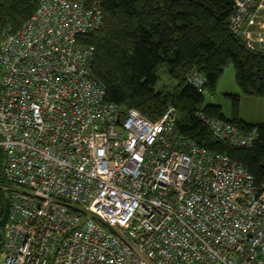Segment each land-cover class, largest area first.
Wrapping results in <instances>:
<instances>
[{"label":"built area","instance_id":"built-area-1","mask_svg":"<svg viewBox=\"0 0 264 264\" xmlns=\"http://www.w3.org/2000/svg\"><path fill=\"white\" fill-rule=\"evenodd\" d=\"M36 2L0 30V264H264V181L183 136L174 103L151 120L106 98L81 38L102 26V0ZM263 20L264 0H235L230 24L248 44L264 45ZM198 113L221 140L258 138Z\"/></svg>","mask_w":264,"mask_h":264},{"label":"trees","instance_id":"trees-1","mask_svg":"<svg viewBox=\"0 0 264 264\" xmlns=\"http://www.w3.org/2000/svg\"><path fill=\"white\" fill-rule=\"evenodd\" d=\"M235 0H102L103 24L81 35L94 46L93 70L106 87V98L120 105L122 114L135 106L157 120L169 103L177 108L176 126L188 139L244 164L256 184L264 181V121L250 123L240 114V94L232 93L230 116L219 103H203L204 90H215L225 64L232 59L236 79L247 94L264 95V49L248 44L230 21ZM36 0H0V30L21 26L37 8ZM175 79L172 87H158L160 70ZM199 70L207 77L202 89L187 81ZM225 118L243 130L257 128L252 146L217 138L199 115ZM10 191L0 166V220ZM5 229L0 227V250Z\"/></svg>","mask_w":264,"mask_h":264},{"label":"rangeland","instance_id":"rangeland-1","mask_svg":"<svg viewBox=\"0 0 264 264\" xmlns=\"http://www.w3.org/2000/svg\"><path fill=\"white\" fill-rule=\"evenodd\" d=\"M2 69L0 68V80ZM175 79L172 78L165 68L160 70V81L158 87H172ZM232 93L240 94V114L247 121H264V95L247 94L236 79V67L232 59L224 66V70L218 78L215 90H204V104L208 102L219 103L227 116L232 114L233 96Z\"/></svg>","mask_w":264,"mask_h":264},{"label":"water","instance_id":"water-1","mask_svg":"<svg viewBox=\"0 0 264 264\" xmlns=\"http://www.w3.org/2000/svg\"><path fill=\"white\" fill-rule=\"evenodd\" d=\"M9 213H10V198L9 196L6 198V208H5V212L4 215L2 217V219L0 220V227L4 228L6 225V222L8 220L9 217Z\"/></svg>","mask_w":264,"mask_h":264},{"label":"crops","instance_id":"crops-1","mask_svg":"<svg viewBox=\"0 0 264 264\" xmlns=\"http://www.w3.org/2000/svg\"><path fill=\"white\" fill-rule=\"evenodd\" d=\"M254 26L256 27V28H262V27H264V20H263V22H261V23H256V24H254ZM252 45H256L257 47H259V48H263L264 49V45H262V46H260V45H258L257 43H253ZM244 118V117H243ZM244 120L245 121H247L246 120V118H244ZM247 122H250V123H258V122H251V121H247ZM259 122H262V121H259Z\"/></svg>","mask_w":264,"mask_h":264}]
</instances>
